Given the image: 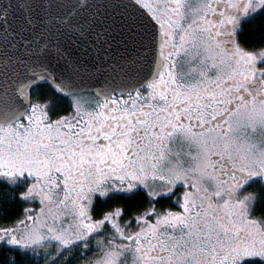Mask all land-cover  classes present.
<instances>
[{
	"label": "snow or ice",
	"instance_id": "1",
	"mask_svg": "<svg viewBox=\"0 0 264 264\" xmlns=\"http://www.w3.org/2000/svg\"><path fill=\"white\" fill-rule=\"evenodd\" d=\"M258 17L0 0V264H264Z\"/></svg>",
	"mask_w": 264,
	"mask_h": 264
},
{
	"label": "trees",
	"instance_id": "2",
	"mask_svg": "<svg viewBox=\"0 0 264 264\" xmlns=\"http://www.w3.org/2000/svg\"><path fill=\"white\" fill-rule=\"evenodd\" d=\"M264 20V18L262 17H258L257 20L253 21L251 24L246 25L245 26V30L246 32H259V25L261 23V21ZM252 40L254 43L259 44L260 40H261V36L259 34L255 35L252 37ZM50 93V86L48 84H43L42 89H41V99L44 98V96L48 95ZM174 200V197H173ZM172 203V201H162V204L164 206H168V204ZM21 207V206H18ZM23 207H36V205L34 204H26L23 205Z\"/></svg>",
	"mask_w": 264,
	"mask_h": 264
},
{
	"label": "water",
	"instance_id": "3",
	"mask_svg": "<svg viewBox=\"0 0 264 264\" xmlns=\"http://www.w3.org/2000/svg\"><path fill=\"white\" fill-rule=\"evenodd\" d=\"M102 79H103V77H100L99 79H94L93 81H90L89 83L91 84L92 87H100V86H102V83H101ZM45 84H47V83H45Z\"/></svg>",
	"mask_w": 264,
	"mask_h": 264
},
{
	"label": "rangeland",
	"instance_id": "4",
	"mask_svg": "<svg viewBox=\"0 0 264 264\" xmlns=\"http://www.w3.org/2000/svg\"><path fill=\"white\" fill-rule=\"evenodd\" d=\"M174 199H175V197H174Z\"/></svg>",
	"mask_w": 264,
	"mask_h": 264
}]
</instances>
